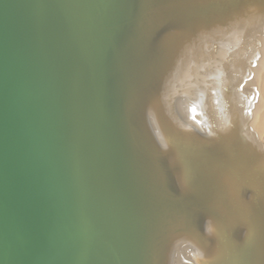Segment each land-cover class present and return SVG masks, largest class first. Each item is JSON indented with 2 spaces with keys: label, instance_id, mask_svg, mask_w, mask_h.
Instances as JSON below:
<instances>
[{
  "label": "water",
  "instance_id": "obj_1",
  "mask_svg": "<svg viewBox=\"0 0 264 264\" xmlns=\"http://www.w3.org/2000/svg\"><path fill=\"white\" fill-rule=\"evenodd\" d=\"M263 27L264 0H0V264H264V160L169 107L201 38Z\"/></svg>",
  "mask_w": 264,
  "mask_h": 264
},
{
  "label": "bare ground",
  "instance_id": "obj_2",
  "mask_svg": "<svg viewBox=\"0 0 264 264\" xmlns=\"http://www.w3.org/2000/svg\"><path fill=\"white\" fill-rule=\"evenodd\" d=\"M208 37L184 54L169 92L171 112L199 130L206 125L224 130L236 120L264 160V27L248 33L237 45L227 44L226 36L218 32ZM198 254L186 241H178L171 261L196 264Z\"/></svg>",
  "mask_w": 264,
  "mask_h": 264
},
{
  "label": "rangeland",
  "instance_id": "obj_3",
  "mask_svg": "<svg viewBox=\"0 0 264 264\" xmlns=\"http://www.w3.org/2000/svg\"><path fill=\"white\" fill-rule=\"evenodd\" d=\"M218 34H221V35H224V36H226V39H225V42L227 43V44H229V43H235L236 45L237 44H240V43H242L243 41H244V39L246 38V35L247 34H245V33H241V32H239V33H236V34H222V33H220V32H218ZM202 42H203V40H202ZM222 47V49H224L225 47L222 45L221 46ZM203 53V52H202ZM232 92H236L235 90H231ZM170 94V93H169ZM171 95V94H170ZM170 98V97H169ZM170 101L172 100L171 98L169 99ZM170 107V106H169ZM171 111H172V108H171ZM170 264H177L176 262H174V261H170Z\"/></svg>",
  "mask_w": 264,
  "mask_h": 264
}]
</instances>
